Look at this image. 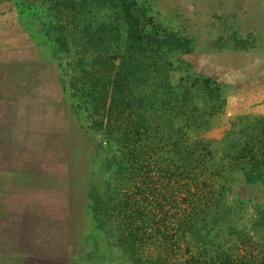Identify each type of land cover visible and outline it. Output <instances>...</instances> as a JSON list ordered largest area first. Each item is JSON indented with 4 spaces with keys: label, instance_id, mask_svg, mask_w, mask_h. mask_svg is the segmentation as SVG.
<instances>
[{
    "label": "rangeland",
    "instance_id": "374dc122",
    "mask_svg": "<svg viewBox=\"0 0 264 264\" xmlns=\"http://www.w3.org/2000/svg\"><path fill=\"white\" fill-rule=\"evenodd\" d=\"M138 96L161 129L197 108L189 137L217 146L264 119V0H0V264H264L252 208L219 255L164 220L157 182L121 187ZM235 194L264 205L261 185Z\"/></svg>",
    "mask_w": 264,
    "mask_h": 264
},
{
    "label": "trees",
    "instance_id": "16d2710c",
    "mask_svg": "<svg viewBox=\"0 0 264 264\" xmlns=\"http://www.w3.org/2000/svg\"><path fill=\"white\" fill-rule=\"evenodd\" d=\"M134 82L140 84L141 77H135L132 83ZM190 96L184 95V104L189 101ZM126 104L131 115L125 117L127 123L123 125L122 143L127 149L123 160L129 164V170L120 173L123 175L119 182L121 187H134L138 173L157 182L164 207L167 208L164 220L173 222L177 228L181 226L180 223L185 224V229L180 227L183 238L188 234L193 235L202 246L214 249L219 255L227 254L225 246L230 241L236 240L233 242L235 244L241 240V232L248 228L242 221L250 208L255 211V217L259 220L255 223L257 227H250V230L264 239V205L255 202L248 206L244 201L234 198L236 187L243 184L264 187V160L258 158L260 153L256 150L259 137L264 136V129H261L264 128L261 123L264 119L255 117L241 126L233 122L229 136L222 141L221 146H217L213 141L205 142L189 137L190 132L197 133L196 130L191 131V128H198L204 117L197 108L195 111L187 110L186 116L191 120L184 125H177L175 118L162 113L159 116L161 122H158L163 125L161 129L154 123L158 115H150L149 119L142 111L141 107L147 104L143 97L138 96L133 100L129 97ZM149 120L154 125L148 123ZM161 134L165 135L162 140ZM150 135L151 138L153 135L160 136L153 138L156 140L146 146L144 139H148ZM236 139L238 142L234 143ZM163 151L168 157L164 164H160V159L155 156ZM138 166L143 169L138 170ZM134 170L137 171L133 172ZM203 192L207 194L206 200L201 199ZM181 195L184 197L179 202ZM217 206L219 213L214 214L213 209ZM174 209L177 211H173Z\"/></svg>",
    "mask_w": 264,
    "mask_h": 264
}]
</instances>
